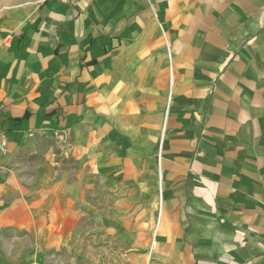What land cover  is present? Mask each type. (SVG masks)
Returning <instances> with one entry per match:
<instances>
[{
	"label": "crops",
	"instance_id": "1",
	"mask_svg": "<svg viewBox=\"0 0 264 264\" xmlns=\"http://www.w3.org/2000/svg\"><path fill=\"white\" fill-rule=\"evenodd\" d=\"M2 13L0 264L75 232L125 264H264V0Z\"/></svg>",
	"mask_w": 264,
	"mask_h": 264
},
{
	"label": "rangeland",
	"instance_id": "2",
	"mask_svg": "<svg viewBox=\"0 0 264 264\" xmlns=\"http://www.w3.org/2000/svg\"><path fill=\"white\" fill-rule=\"evenodd\" d=\"M29 1L36 0H0V15L10 7ZM109 241L108 232H75L68 242L69 251L54 253L50 264H125L121 238L116 246H110Z\"/></svg>",
	"mask_w": 264,
	"mask_h": 264
},
{
	"label": "built area",
	"instance_id": "3",
	"mask_svg": "<svg viewBox=\"0 0 264 264\" xmlns=\"http://www.w3.org/2000/svg\"><path fill=\"white\" fill-rule=\"evenodd\" d=\"M54 136H55L57 142H59V143H63L66 140L64 134H62L61 132H55ZM0 153L2 155H7V153H8V143L4 137L1 141Z\"/></svg>",
	"mask_w": 264,
	"mask_h": 264
}]
</instances>
